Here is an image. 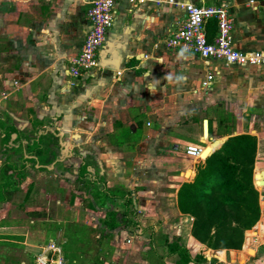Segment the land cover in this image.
<instances>
[{"label": "crops", "instance_id": "1", "mask_svg": "<svg viewBox=\"0 0 264 264\" xmlns=\"http://www.w3.org/2000/svg\"><path fill=\"white\" fill-rule=\"evenodd\" d=\"M91 1L0 0V180H12L10 165L20 167L0 215L25 208L31 223L42 224V233L53 222L59 234L67 224L94 230L77 245L101 239L103 250L79 251L77 264L81 259L87 264L92 252V264H149L146 251L159 247L149 245L151 237L161 232L151 236L144 233L148 228L164 229L169 242L176 237L183 246L209 249L212 256L203 254L209 262L223 261L221 256L234 261V253L245 251L251 229L242 249L214 250L193 236L194 217L179 208L181 189L195 181L210 156L191 158L185 148L206 149L221 139L213 154L230 136H256L253 183L261 210L264 185L258 186L256 173L264 171V123L255 129L249 118L264 117V67L226 65L166 47L165 39L184 19L182 3L222 0H147L138 8L119 0L98 52L100 66L74 77L70 60L91 29ZM224 1L235 20V46L264 50V12L255 8L264 0ZM216 32V21L210 20L208 38ZM209 72L216 78L203 89ZM132 228L143 232L139 238L145 236V242L138 240L143 247L134 246ZM28 237L20 247L0 244V262L35 264L29 255L39 241ZM253 246L247 252L264 260V241L254 237ZM162 255L165 264H174L175 256Z\"/></svg>", "mask_w": 264, "mask_h": 264}, {"label": "trees", "instance_id": "2", "mask_svg": "<svg viewBox=\"0 0 264 264\" xmlns=\"http://www.w3.org/2000/svg\"><path fill=\"white\" fill-rule=\"evenodd\" d=\"M12 132H9V136ZM27 150L30 151V146ZM256 153V136H230L220 149L209 154L206 166L199 169L195 181L186 183L180 191V210L194 217L193 236L209 248L242 249L246 231L252 229L260 219L259 192L253 183ZM10 168L13 187V183L16 186L19 181L17 173L20 167L13 164ZM79 173L83 174L82 171ZM263 177L259 176L258 183L264 180ZM16 227L8 224L1 226V245L20 247L27 242V230ZM167 247L168 253L175 256L174 264H203L207 260L204 256L193 255L189 248L175 240L168 241Z\"/></svg>", "mask_w": 264, "mask_h": 264}, {"label": "built area", "instance_id": "3", "mask_svg": "<svg viewBox=\"0 0 264 264\" xmlns=\"http://www.w3.org/2000/svg\"><path fill=\"white\" fill-rule=\"evenodd\" d=\"M119 0H93L87 10V18L91 29L82 45L81 52L71 58L70 73L74 77L83 72H90L100 66L98 52L105 44L109 32L114 25L118 13ZM134 8H138L147 0H129ZM156 4L162 0H152ZM171 4H179L176 0H167ZM255 3V0H251ZM184 19L177 30L172 31L165 39L169 49L182 53H190L204 59H216L226 65L240 67H264V50L242 51L235 46V20L227 1H219L210 5H198L186 1L182 3ZM264 12V2L255 6ZM215 20L217 32L213 40L207 36V26L210 20ZM216 78L214 72H209L201 82V88L210 89ZM203 147L188 145L185 153L191 158H199ZM261 214L264 217V197L262 198ZM130 243L131 240L129 239ZM35 264H68L60 243L51 240L41 244L34 253Z\"/></svg>", "mask_w": 264, "mask_h": 264}, {"label": "rangeland", "instance_id": "4", "mask_svg": "<svg viewBox=\"0 0 264 264\" xmlns=\"http://www.w3.org/2000/svg\"><path fill=\"white\" fill-rule=\"evenodd\" d=\"M242 106H244V104ZM239 112L241 113L242 111H239ZM248 112H250L251 114H255L252 110H249ZM254 116L255 115L250 116L249 119L253 118L255 120V121L253 120V125L256 127L255 129H257L262 125V123H264V117L262 116V118L259 119V118H256V116L255 117ZM240 119H242V118L237 117V121H236L237 124L239 123ZM216 147H217L216 144L211 143L210 145H208V147H206V149L203 150L201 157L206 158V156H209V154ZM189 175H191V173H189L188 176ZM12 182H14L13 179L11 181L10 180H6V181L0 180V188L3 187V189L0 190V206H3V204L8 201L10 190H12V191L15 190V184L14 183H13V187H11ZM257 184H258V186L261 185V183H257ZM16 197L17 198H15V199H16V202L18 204V202L21 198L19 199L18 196H16ZM23 210H24V212L23 211L20 212L17 209L16 211H13V213H10V214L9 213L8 214L4 213L3 215L1 214L0 215V228L3 224H5V222L8 223L9 225L13 224V226L20 224V228L26 229V227H27V235H29V236L33 235L34 238L37 239V240H35V239H33V240L39 241V243L41 242L42 244H46L51 240H54V241L60 243L63 247L64 255L67 259L68 264H77V262L80 258V252L79 251H82V253L88 252V251H93V252L98 253L99 250H103L104 246L101 243V239H95V240L89 242V244H86L85 246L81 245L83 247L78 246L79 244L77 245V243H80L81 241L86 240L88 236H91L90 234L92 232L94 233V230H87V229H83L81 227H76V226H72V225L70 227L67 224L66 232H64V234L63 233L59 234V226L57 225V223L53 222V223H48V224H50L51 227L47 226V228L44 229V233H42L41 232L42 228H40V227H42V224H39L38 222L37 223H31L30 222L31 219L29 218L30 216L28 217L29 213H27V212L25 213V208ZM258 225H260L259 229H255ZM256 227L251 229L250 230L251 233H249V235L247 236V241L249 242L247 244L250 246V249L252 248V250H254V248H253L254 247L253 246L254 237H259L262 241H264V218H262L261 222L259 224H257ZM15 228H17V227H15ZM131 231L134 232V235L137 236V238L135 237V239H133L134 240L133 242H135L134 246L135 247H137V246L143 247V244L140 245V243L138 242V240H141V241L145 240V236H144V240L139 238L143 232L140 230H138L139 231L138 232L134 228H132ZM155 231L161 232V234H157L155 236V234H156ZM144 233L145 234H151V236H153V234H154V236H155L154 239H152V237H151V240L149 239L150 243L152 241L155 244V246H159V247H155V248L152 246L151 249H148L146 251L148 253L147 257H148L149 264H165L163 261L162 252H164V254H169L168 253V247H167V243L169 241V234L166 233L164 229L152 230L149 228L144 230ZM93 236H94V238L97 237L96 234H94ZM127 237H129V235H127ZM174 240H176V237H174ZM148 242L145 243V245H148ZM84 243H86V242L84 241ZM127 243H129L128 240H127ZM150 243H149V245H153L152 243L151 244ZM248 245H247V247H248ZM162 246H165L166 248L164 247V249H163ZM35 247H36V249H33V250L38 251L39 246H35ZM247 247H246L245 251H244V249L241 251V252H246L248 254V256H246V257H244V256L242 257L241 252H236L231 256L233 258L232 260H234V261H231L229 258L228 259L230 261L229 260H228V262L224 261V259H226V256H221L220 259L223 261H220L218 258H213L212 262H209L208 260H206V262L203 264H264L263 258L253 257L254 254L251 255V253L247 252ZM187 248L190 249V251L193 253V255L197 254V255L204 256L203 254L206 253V255L209 254L210 256H212V254H213V252H209V249H206L197 243H195V244L189 243ZM33 250L31 251L32 254L29 255V257H31V259L32 258L34 259V257H33L34 253L37 252V251L33 252ZM218 251H215V253L217 255H218ZM92 253H90V256H91L90 261H86L87 264L93 263V254ZM218 256H220V255H218ZM250 256L252 258L248 259ZM161 258H162V260H161ZM171 260H172V258H171ZM235 260H239L240 263H235ZM80 261H84V260L81 259ZM80 261H79V264H80ZM99 261H100V264H104V261H101V260H99ZM94 263H95V261H94ZM0 264H7V262L3 263V261H1ZM189 264H197V263H189Z\"/></svg>", "mask_w": 264, "mask_h": 264}, {"label": "water", "instance_id": "5", "mask_svg": "<svg viewBox=\"0 0 264 264\" xmlns=\"http://www.w3.org/2000/svg\"><path fill=\"white\" fill-rule=\"evenodd\" d=\"M204 134L205 136H208V121L207 120L204 121ZM219 141H221V139L215 140L213 143H215L216 145L217 144L219 145ZM212 152L210 153V155L212 154ZM261 175H264V171H261L260 173H256L257 183H258V178ZM261 185H264V180L261 181Z\"/></svg>", "mask_w": 264, "mask_h": 264}, {"label": "bare ground", "instance_id": "6", "mask_svg": "<svg viewBox=\"0 0 264 264\" xmlns=\"http://www.w3.org/2000/svg\"><path fill=\"white\" fill-rule=\"evenodd\" d=\"M213 144H215V143H213ZM204 149H205V148H204ZM204 149H203V150H204ZM202 153H203V151H202ZM202 153H201V155H202ZM200 157H201V156H200ZM201 158H202V157H201Z\"/></svg>", "mask_w": 264, "mask_h": 264}]
</instances>
